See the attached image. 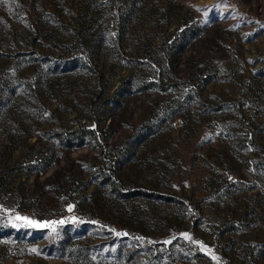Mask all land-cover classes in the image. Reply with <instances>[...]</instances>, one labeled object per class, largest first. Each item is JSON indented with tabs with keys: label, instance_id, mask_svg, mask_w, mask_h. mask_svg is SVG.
Wrapping results in <instances>:
<instances>
[{
	"label": "rangeland",
	"instance_id": "1",
	"mask_svg": "<svg viewBox=\"0 0 264 264\" xmlns=\"http://www.w3.org/2000/svg\"><path fill=\"white\" fill-rule=\"evenodd\" d=\"M0 264H264V0H0Z\"/></svg>",
	"mask_w": 264,
	"mask_h": 264
},
{
	"label": "snow or ice",
	"instance_id": "2",
	"mask_svg": "<svg viewBox=\"0 0 264 264\" xmlns=\"http://www.w3.org/2000/svg\"><path fill=\"white\" fill-rule=\"evenodd\" d=\"M17 218L25 220L27 225L31 226V227H52L51 224H48V223L41 224V223H39L37 221L30 220L29 218H26V217H17ZM59 223L62 224V223H64V221H59ZM53 230H54V228H53ZM185 235H187V234H185Z\"/></svg>",
	"mask_w": 264,
	"mask_h": 264
}]
</instances>
